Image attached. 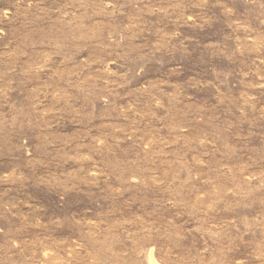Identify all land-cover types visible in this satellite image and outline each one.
I'll use <instances>...</instances> for the list:
<instances>
[{
    "label": "rangeland",
    "instance_id": "374dc122",
    "mask_svg": "<svg viewBox=\"0 0 264 264\" xmlns=\"http://www.w3.org/2000/svg\"><path fill=\"white\" fill-rule=\"evenodd\" d=\"M264 264V0H0V264Z\"/></svg>",
    "mask_w": 264,
    "mask_h": 264
},
{
    "label": "bare ground",
    "instance_id": "6f19581e",
    "mask_svg": "<svg viewBox=\"0 0 264 264\" xmlns=\"http://www.w3.org/2000/svg\"><path fill=\"white\" fill-rule=\"evenodd\" d=\"M151 264H155L154 262H152Z\"/></svg>",
    "mask_w": 264,
    "mask_h": 264
}]
</instances>
